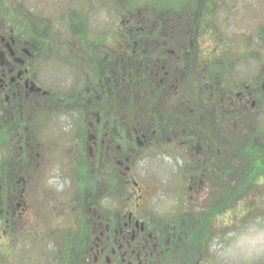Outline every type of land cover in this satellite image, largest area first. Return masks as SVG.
I'll return each instance as SVG.
<instances>
[{
	"label": "rangeland",
	"instance_id": "374dc122",
	"mask_svg": "<svg viewBox=\"0 0 264 264\" xmlns=\"http://www.w3.org/2000/svg\"><path fill=\"white\" fill-rule=\"evenodd\" d=\"M157 6L171 12L158 18ZM0 10L17 28L16 39L41 47L36 71L50 92L35 104L0 99V264H84L87 245L97 242L103 228L121 227L129 210L152 219L160 243L163 229H183L178 248L163 246L162 264H264V170L241 181L240 172L255 163L244 149L238 173L220 167L228 159L221 150L228 140L216 142L227 125L211 115L224 86L231 89V104L244 93L249 98L238 115L242 130L228 137L233 146L245 137L249 151L264 156V0H0ZM125 19L130 27H123ZM166 33L194 36L181 44L180 61L173 46H165L174 52L164 64L177 73L178 92L167 85L163 106L151 97L143 104H156L160 113L164 108L172 119L198 118L190 125L195 135L206 133L201 135L214 152L188 147L167 125L140 138L127 98L123 104L105 98L99 111L92 102L101 93L95 83L108 78V67L98 71L97 63L110 61L121 79L130 69L105 54L112 40L118 35L140 40L144 34L137 46L144 51ZM205 155L214 156L220 167L214 172L219 184L208 180L212 172L198 168ZM230 194L226 206L220 198ZM218 201L224 207L216 210Z\"/></svg>",
	"mask_w": 264,
	"mask_h": 264
},
{
	"label": "trees",
	"instance_id": "16d2710c",
	"mask_svg": "<svg viewBox=\"0 0 264 264\" xmlns=\"http://www.w3.org/2000/svg\"><path fill=\"white\" fill-rule=\"evenodd\" d=\"M157 7H159V6H157ZM159 8H160V10H156V9L154 10L155 13L158 14V15H156V17H158V18L167 14L166 12H171V11H169V9L167 10L166 8H164V6L159 7ZM0 12H1V10H0ZM123 22H124L123 27L126 25H128V27H130V24H131L130 19H125ZM154 23H156V22H154ZM16 27H18V26H16ZM145 27L150 28L151 25H147ZM5 29H7V31L12 33L10 35L15 36V33L13 31L15 29H16L15 32H17V28L10 26L9 20L7 18H4L2 16V14L0 13V37L5 36V33H3V31ZM152 32L153 31L151 30L150 33H152ZM186 34L187 33H185V35ZM161 35H165V34H163V32H162ZM139 36H140L139 37L140 40L136 39L137 41H141L144 39V34H139ZM168 37L171 38V36H169V35H168ZM172 37H175V38H171V39H176V37H180V35L179 36H172ZM192 41H193V37H192ZM184 42H186V41H184ZM184 42H182V40H180V46ZM166 43H167V45L173 46V49H174L175 54H176L177 50H179V48L177 49L176 40L174 42L171 40H166ZM155 45L156 44L152 43L151 46L146 47L144 49V51H143V49L142 50L137 49L135 54H130V55L134 56L133 58H131L132 56L129 57L128 54H125V51H124L125 49H123L124 52H121V54H119L120 57H118L116 54L117 49L115 46H112L111 49H109L110 51L105 53V54L111 53V58L114 59V61L116 59H121V60L126 61L125 62L127 64L126 66L130 69L127 72V77H124V79H121L120 74L116 78V75L118 72H116L117 69L114 67L113 63H111L110 61H109V64H107V65L103 64L102 62H101V64L97 63L98 71H100V69L103 66H104V68H105V66L108 67L107 69H105L106 72L104 70V74L106 73L108 78H107L106 82H104V83L97 82L94 85V89L96 91L97 90L99 92L101 91L100 95L98 94L99 96H98L97 103L95 101H92L94 104H97L96 111L100 110V108H98L99 107L98 105H101L100 103L103 104L105 98H106L108 103L113 102L114 104L116 101L117 102L121 101L119 104H123L124 100L127 98L128 100H131L133 102V107H132L133 110L132 111L130 110V113H132V119L130 121L132 122V126H133V124H135L134 126L136 128L134 126H133V128L135 131H137V135L140 138L145 139L147 137L148 138L152 137V135L157 133V131H159L160 129H164V125L165 126L167 125L168 126L167 130H168V128H173L174 133L177 134L176 137L179 139L181 138L184 141L188 142V144H187L188 147L195 146V144H196L197 146L208 147L209 149H212V148H210L211 144L209 143V139L207 137H204L201 135L202 133H205V132H202L201 134L195 135L196 129L190 125V123L199 121L198 118L191 116L192 118H189V120H187V119L184 120L185 116L181 117V116L176 115L172 119L171 113L168 112L167 110H166L167 115L163 114L164 108H163L162 113H160L159 110H157L153 107V106L157 107L156 104H154V103L149 104V105L143 104V101L145 99H147L148 97H151V99H152L151 101H154V99H156V98L160 99L161 100L160 104L165 102L166 97H169V95H168L169 92L166 91L167 85H169L168 89L171 93L178 92L175 89V86L177 83L176 81H178V78H177L178 76H177L176 72H172V70H168L166 72V74H164L163 72H161L160 74H155L154 72L149 71V70L153 69L152 64H151V62H149V60L155 59V55L153 52L154 50L157 49L155 47ZM134 50H136V49H134ZM130 51H131V48L126 50L127 53H131ZM185 55H184V57H185ZM158 57H161V56H158ZM194 58L193 59L191 58L190 61L193 62ZM166 59L168 60L169 56L166 57ZM135 61H137L136 64H135ZM193 70L196 71L195 68H193ZM201 72L204 73L203 70ZM198 80L199 79H197L196 84L201 83V81H202V80H200V81H198ZM116 81L118 83L117 85H116ZM204 82H206V81H204ZM99 83L101 84L100 86H98ZM172 87H174V89H175L174 91L171 89ZM222 87H223V85H222ZM226 88H227L226 86L223 87L222 91L224 89L225 90L223 92L221 91V94H222L220 96L221 100L219 99V101H218L216 99L215 104L214 105L212 104L214 106V108L212 107L213 109L211 110V115L215 116V118H216L215 121L218 122V119L223 117L222 123L225 122V125H227L225 128H223V130L225 131L226 134L220 133V136L217 138L218 143L216 142V146H220L221 143L224 144L223 141L228 140L227 146L226 145L224 146V148H227V150L225 151L224 148H221V150L223 149V151H224L223 153L228 156V159L223 160L222 163L220 164V167H221V165H223V167H225V169H229L231 173L233 170H234V172L238 173L239 170L237 169V162L239 161V157H244V154L245 155L253 154V156H255V158H254L255 163H254L253 169L249 170L247 167L244 171L240 172V174L242 176L241 181L246 182L250 174L251 175L255 174V171H260L261 169L264 170V156L262 157L259 154H256V152L251 153L248 149V146H246V142H248V140L245 137L244 138H242L240 136L237 137L238 141L241 139H244L242 144L241 143L240 144L234 143V146L232 145L233 142L231 141V137H228V135L229 134L231 135V132H232V134L234 136V132L236 134V133H238V131L242 130L240 121L243 118L241 120L238 118H240L242 116V114L240 112L245 111V106L242 102H239L238 99L235 102V104L234 103L231 104V102L229 101L231 99L230 97H232L231 89L226 90ZM179 102H180V94H179ZM145 105H147V108L144 107ZM162 106H163V104H162ZM114 107H115V105H114ZM176 108H180V107L178 106ZM178 113H180V110ZM239 113L241 116H238ZM163 115L165 117H168V118L166 119ZM203 116L206 117L208 115L203 114ZM166 120H167V122L165 123ZM232 126H233V129H231ZM200 129L202 130L203 128H200ZM180 130H184L186 132V134L180 135ZM223 135L225 136V139L223 138ZM133 136H134V134H133ZM241 145H242V147H241ZM235 149H237V150L235 153H233ZM243 149L245 150L244 154H243ZM219 150H220V148H217V152ZM212 151L214 152V149H212ZM231 155H232V157H230ZM201 161H203L205 163V166L199 165V163ZM197 164H198V168L202 169L203 171L204 170L206 172L210 171V174L212 172L211 177H209V179H208L209 181L218 182L217 184H219V182L221 181V178L218 177L216 173L214 174L215 169L218 168L219 165L215 164V157L214 156L205 155L204 158L198 159ZM213 174L215 175L216 179L213 177ZM113 176H114V174L113 175L110 174V178H112L111 180H114ZM249 178H251V176ZM230 182H231V178H229V180H227V181L223 180V184H225L224 187H227ZM238 182H239V180H238ZM238 182L235 181L233 184L235 190H237L236 187H240ZM233 185H231V186H233ZM231 197H232L231 194L229 197L221 195L220 201L224 200L226 202V206H227L228 204L232 203ZM220 201L215 203L216 210H218V208L222 209V207H224V206H219ZM175 230H176V232H180V230H183V229L181 227L176 226ZM182 235H183V232H180V239H181ZM143 242H144V240L140 238L137 243L143 244ZM163 257H164V253H162L158 256V258H160V259H162ZM148 258H151V257H148ZM145 264H147V263H145Z\"/></svg>",
	"mask_w": 264,
	"mask_h": 264
},
{
	"label": "flooded vegetation",
	"instance_id": "af4514ba",
	"mask_svg": "<svg viewBox=\"0 0 264 264\" xmlns=\"http://www.w3.org/2000/svg\"><path fill=\"white\" fill-rule=\"evenodd\" d=\"M161 37L162 40L156 41L155 45L159 51L157 49L153 51L155 59L149 60L153 67L149 71L155 74H160L161 72L166 74L169 70H167L166 64H164L167 60L166 57L174 54L173 50L167 52L165 50V46L167 45L166 40L170 37ZM176 39L177 49L179 48L176 54H178V60L180 61V37ZM185 39L187 40L189 37H185ZM7 42L10 43L13 54L5 46ZM29 43V41L19 40L14 37H0V99L3 98L6 103L14 102L15 100L23 101L27 98L31 99L32 103L35 104L41 97L50 95V92L44 89L43 85L39 82L36 71L37 59L41 56V47L34 46V48ZM114 46L117 49L116 54L118 57L124 51L125 54L131 57L132 55L130 54H135L137 49H139L137 47L138 41L134 37H126L124 35L116 37ZM130 48L131 53H127L126 50ZM123 49L125 50L123 51ZM115 61V65L123 64L126 66L124 60L116 59ZM117 77L118 75H116ZM117 81L116 85L118 84ZM37 87L39 90L36 89ZM86 90L88 92V87H86ZM239 98L240 102L247 103L249 97L245 96L244 93H240ZM86 99L84 101H87ZM14 200L9 201L12 207ZM15 206L20 208L21 205L17 201L15 202ZM24 209L25 204L22 207L23 211ZM7 214L8 211H5V215ZM0 219H3V217H0ZM123 219L125 220L121 227L111 228L107 226L105 230L103 228L98 232V236L96 237L97 242L93 246L87 245V248L83 251L84 255H87L84 264H162L165 261L158 258V256L165 253L163 246L166 249H170L171 246L178 248L180 232H172L170 231V227L168 230L163 229L164 232L162 233L164 235L161 236L160 243L158 242V240L160 241V237L153 235V231L151 230L152 219L146 220L141 216H137L136 211L133 210L125 213ZM116 225H120L119 221ZM140 238L145 240L144 244L137 243Z\"/></svg>",
	"mask_w": 264,
	"mask_h": 264
},
{
	"label": "water",
	"instance_id": "95a60500",
	"mask_svg": "<svg viewBox=\"0 0 264 264\" xmlns=\"http://www.w3.org/2000/svg\"><path fill=\"white\" fill-rule=\"evenodd\" d=\"M6 46H7V47H9L10 53H11V54H13V51H12V49L10 48V45H9V43H6ZM0 55H1V53H0ZM36 89H37V90H39V88H38V87H37ZM90 138L92 139V138H93V136H91Z\"/></svg>",
	"mask_w": 264,
	"mask_h": 264
}]
</instances>
